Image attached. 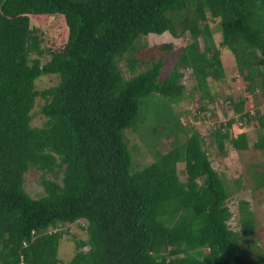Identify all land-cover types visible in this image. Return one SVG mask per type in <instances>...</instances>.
Listing matches in <instances>:
<instances>
[{
	"label": "trees",
	"instance_id": "trees-1",
	"mask_svg": "<svg viewBox=\"0 0 264 264\" xmlns=\"http://www.w3.org/2000/svg\"><path fill=\"white\" fill-rule=\"evenodd\" d=\"M55 15L57 30L41 36L36 24ZM214 18L244 92L224 96L235 115L214 121L208 140L175 103L198 93L201 111L217 96L211 83L225 69ZM165 32L188 36L177 47L148 42ZM42 74L57 82L37 88ZM256 92L264 96V0H0V264H264L248 200L238 228L228 225L230 186L208 150L248 148L247 125L264 150ZM128 129L149 137L152 160L138 169ZM167 137L169 148L156 149ZM30 169L41 171L35 197L24 188ZM79 221L85 237L70 236L62 261L59 241Z\"/></svg>",
	"mask_w": 264,
	"mask_h": 264
},
{
	"label": "rangeland",
	"instance_id": "rangeland-1",
	"mask_svg": "<svg viewBox=\"0 0 264 264\" xmlns=\"http://www.w3.org/2000/svg\"><path fill=\"white\" fill-rule=\"evenodd\" d=\"M218 19H210L214 39L217 45L220 41V31L217 27ZM60 23L58 16H50L38 28L41 31V36L47 37L51 33L57 30ZM188 33L183 38H174L167 32L158 36L150 37L149 43L157 44L162 41L172 40L175 42L176 47L181 45L187 39ZM175 47V48H176ZM221 48L222 61L225 69V77L223 80L212 81L211 90L217 95L214 100L206 105L205 110L199 111V105L202 104V99L198 93H195L193 97L185 98L182 101L175 103V108L180 111L184 122L192 123L202 133L207 135V139L210 140L208 131L215 121L225 120L229 116H234L235 113L227 103L225 95L227 93H233L239 95L244 92L242 82L239 78L234 58L232 54L225 47L219 45ZM174 60V52L166 55V62L164 65V72L167 70ZM188 70L185 71L183 81L187 87L193 85L194 80L188 76ZM57 82V76L44 75L36 80V87L41 89L48 87ZM259 92H256V98L259 101L260 109L264 110V96H260ZM40 99L37 98L33 113L36 115L32 119L33 125L41 124V117L39 115ZM204 117V118H203ZM248 134L249 147L243 150L235 149L229 142H226V153L222 155L215 146L209 147L211 152L212 165L217 168L220 173L226 178L228 185L230 186V196L227 203L232 210V216L228 220V225L234 229L238 228V202L240 199H246L249 201V206L254 210L256 215L257 229L254 235L251 236V240L257 242L258 247L264 248V184L261 186L258 183V178L262 177V170H264V150L256 149L253 147V142L257 139L258 130L250 125L245 127ZM144 131L128 129L125 130V137L129 142V147L132 153V169L141 168L139 166L148 164L152 160V154L146 147L145 141L149 137H145ZM171 137V136H169ZM169 137L162 138L160 142L156 143V149L160 151H166L169 148ZM154 143V141H153ZM183 167V163H181ZM180 165V166H181ZM183 170V169H182ZM183 178L184 175L181 174ZM41 171L37 169H30L24 174V188L28 194L32 197L37 196L43 192V188L40 184ZM236 178H240V183L237 184L234 181ZM79 222H75L66 227L67 231L59 241L57 248V256L62 261H67L74 251L73 243L70 240V236L73 234L77 238L85 237V232L80 229Z\"/></svg>",
	"mask_w": 264,
	"mask_h": 264
}]
</instances>
